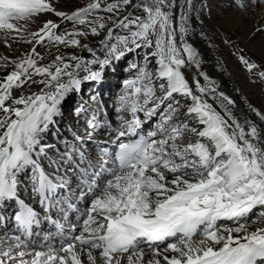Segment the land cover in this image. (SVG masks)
Returning a JSON list of instances; mask_svg holds the SVG:
<instances>
[{"label": "snow or ice", "instance_id": "snow-or-ice-1", "mask_svg": "<svg viewBox=\"0 0 264 264\" xmlns=\"http://www.w3.org/2000/svg\"><path fill=\"white\" fill-rule=\"evenodd\" d=\"M206 7L0 0V264H264V104L238 112L196 42L264 92V55L229 30L264 36V0L218 25Z\"/></svg>", "mask_w": 264, "mask_h": 264}, {"label": "bare ground", "instance_id": "bare-ground-1", "mask_svg": "<svg viewBox=\"0 0 264 264\" xmlns=\"http://www.w3.org/2000/svg\"><path fill=\"white\" fill-rule=\"evenodd\" d=\"M64 2V0H62ZM66 2L70 5L75 2V0H66ZM199 2L206 4V22L209 25H218L223 22V20L227 17H235V13L232 9L229 8L230 0H199ZM252 21H240L234 20L233 24L230 26L229 30L234 33L232 39L237 41L241 47H245V50L251 55L253 58L260 59L262 55H264V36L257 35L253 39H249L247 37V32L250 28V24ZM3 38L2 33H0V39ZM197 46L201 49V52L204 56V69L209 72L213 77L217 79V82L220 85L221 90L233 96L237 101V111L238 112H246V106L240 99L241 96H246L250 102L255 105L264 104V92H262L258 87H254L250 85L245 78V74L237 65V62L233 56L230 55L229 50L223 47H220L218 51H213L210 48H207L204 42L197 39ZM4 51L0 49V52ZM221 58L224 65V71H219L216 67V59ZM126 74L121 71L120 68H117L115 71L109 70L104 83L109 80L113 81H122L125 78ZM113 85V84H112ZM91 85L84 84L83 90L85 87V91L80 94V96L76 97V102L81 98L87 97L86 89L88 90ZM115 88V89H114ZM237 88L240 89L239 94L235 91ZM103 89V90H102ZM100 91L103 93V99L105 103L111 104V100L109 96L114 95L118 92V87H107L102 88ZM86 92V93H85ZM73 98V96H72ZM74 99V98H73ZM72 99L68 101L64 106L65 118L69 116L72 104ZM109 112H111V108H108ZM75 219V217H71ZM48 226L45 225V228Z\"/></svg>", "mask_w": 264, "mask_h": 264}, {"label": "rangeland", "instance_id": "rangeland-1", "mask_svg": "<svg viewBox=\"0 0 264 264\" xmlns=\"http://www.w3.org/2000/svg\"><path fill=\"white\" fill-rule=\"evenodd\" d=\"M113 84V85H112ZM120 84V81H113V82H111V81H109V80H107L106 81V84L105 83H103V86H102V88H107V87H117V85H119ZM101 88V89H102ZM115 89V88H114ZM103 90V89H102ZM85 91V87H84V90H83V92ZM86 92H87V94H86V96L87 97H85L84 98V100H87L88 99V90L86 89ZM85 92V93H86ZM78 96H80V95H78ZM76 97H77V95H73V98H71L72 99V101H71V103L72 104H75L76 103ZM81 100V99H80ZM110 102V101H109ZM109 102L108 103H105V105L106 106H108L109 105ZM65 114V113H64Z\"/></svg>", "mask_w": 264, "mask_h": 264}]
</instances>
